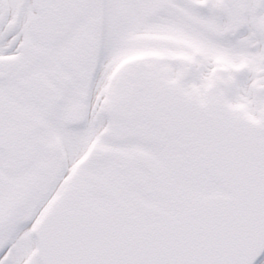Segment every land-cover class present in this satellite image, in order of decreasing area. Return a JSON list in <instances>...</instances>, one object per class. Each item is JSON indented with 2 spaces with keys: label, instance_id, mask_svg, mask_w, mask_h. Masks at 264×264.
<instances>
[{
  "label": "snow or ice",
  "instance_id": "obj_1",
  "mask_svg": "<svg viewBox=\"0 0 264 264\" xmlns=\"http://www.w3.org/2000/svg\"><path fill=\"white\" fill-rule=\"evenodd\" d=\"M0 264H264V0H0Z\"/></svg>",
  "mask_w": 264,
  "mask_h": 264
}]
</instances>
